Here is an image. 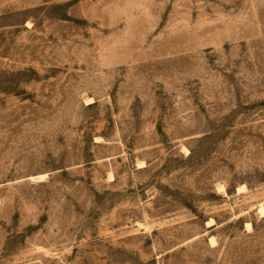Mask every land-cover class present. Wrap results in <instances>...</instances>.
Returning a JSON list of instances; mask_svg holds the SVG:
<instances>
[{"label": "rangeland", "instance_id": "rangeland-1", "mask_svg": "<svg viewBox=\"0 0 264 264\" xmlns=\"http://www.w3.org/2000/svg\"><path fill=\"white\" fill-rule=\"evenodd\" d=\"M262 202L264 0H0V264H264Z\"/></svg>", "mask_w": 264, "mask_h": 264}, {"label": "bare ground", "instance_id": "bare-ground-1", "mask_svg": "<svg viewBox=\"0 0 264 264\" xmlns=\"http://www.w3.org/2000/svg\"><path fill=\"white\" fill-rule=\"evenodd\" d=\"M140 163H141V162H140ZM140 163H138V164H140ZM144 164H145V163H144ZM141 165H142V164H141ZM138 166H140V165H138ZM43 175H45V174H43V173H42V174H38V175H36V177H38V178L40 177V178H41ZM36 177H35V178H36ZM33 178H34V177H33ZM219 186H220V185H219ZM219 186H218V187H219ZM222 186H223V185H222ZM223 187H224V186H223ZM242 188H243V185H240V186L237 188V193H238L239 191H242V190H243ZM221 189H222V187L220 186V190H221ZM224 189H225V188H224ZM218 190H219V188H218ZM244 192H245V191H244ZM222 193H223V191H222ZM223 194H224V193H223ZM225 194H226V193H225ZM256 209H258V211L260 212L261 215H264V204H263V202L260 203V204H258V206H257ZM210 221H211V220H210ZM208 222H209V221H208ZM212 222H213V221H211V224H212ZM208 224L210 225V223H208ZM208 224H207V225H208ZM246 225H249V222H246ZM246 225H245V226H246ZM208 240H209V239H208ZM210 241H211L212 243L214 242V239H213L212 236L210 237ZM215 245H216V244H215Z\"/></svg>", "mask_w": 264, "mask_h": 264}]
</instances>
